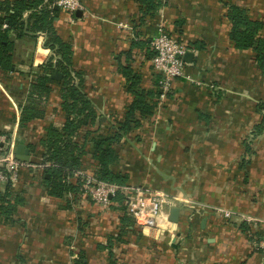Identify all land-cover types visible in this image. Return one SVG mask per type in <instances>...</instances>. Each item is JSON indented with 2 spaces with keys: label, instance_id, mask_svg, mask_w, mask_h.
Instances as JSON below:
<instances>
[{
  "label": "crops",
  "instance_id": "crops-1",
  "mask_svg": "<svg viewBox=\"0 0 264 264\" xmlns=\"http://www.w3.org/2000/svg\"><path fill=\"white\" fill-rule=\"evenodd\" d=\"M81 3L71 15L53 6L56 32L71 45L73 82L95 111L73 138L81 148L78 172L94 169L92 139L116 132L132 90H154L151 40L158 25L193 54L185 62L189 79L175 80L152 114L113 145L114 171L124 179L119 185L167 195L180 208L179 220L169 222L165 208L164 230L142 231L119 197L103 210L80 191L48 194L42 177L50 165L41 142L50 125L61 127L66 119L63 77L50 78L48 92L30 97L39 68L59 57L46 46L45 33L29 24L20 35L9 31L12 69L0 75V133L23 144L29 156L16 183L0 184V197L8 194L3 198L11 205L0 212V264H264L257 248L264 236V50L258 60L254 48L237 49L227 17L230 6L245 10L262 23L264 40V0ZM48 5L43 0L38 10ZM28 17L24 12L23 20ZM127 69L137 79L131 90ZM25 107L37 114L22 122Z\"/></svg>",
  "mask_w": 264,
  "mask_h": 264
},
{
  "label": "trees",
  "instance_id": "trees-1",
  "mask_svg": "<svg viewBox=\"0 0 264 264\" xmlns=\"http://www.w3.org/2000/svg\"><path fill=\"white\" fill-rule=\"evenodd\" d=\"M42 2L43 0H6L0 2V75L2 77L6 76L12 69L13 43L9 41L8 33L10 30H20L18 33L20 35L23 30L28 31V25L30 24L32 31L45 33L47 38L46 46L59 57V61L54 65L50 60L39 68L43 71V74L38 76L32 85L30 97L36 93L48 92V84L52 83L50 75L55 70L62 73L63 78L60 81L62 87L61 96L66 119L61 127L50 125L47 128L46 139L41 142L44 147V163H49L50 165L43 168L44 172L48 174V178L42 177L43 183L47 187L50 196L62 198L68 193L80 191V181L79 177H76V173L82 170L81 148L75 143L73 138L77 136L82 126L94 119L95 111L82 93L81 85H75L73 82L71 45L63 41L56 32L53 25L54 8L48 5L46 8L38 10ZM24 12H29L28 22L22 18ZM227 17L231 24L230 40L234 43V46L237 49L254 48L258 60H261L264 40L259 37V32L261 31L262 23L250 20L245 10L236 6L229 7ZM4 24H6V27L2 29ZM124 75L127 80H132L131 90L134 84L137 83V79L129 69L125 70ZM75 77L80 78V74L75 73ZM154 79V90L149 92H134L132 90L134 100L127 109L124 121L117 124L116 132H111L106 137H95L92 139L91 155L96 165L91 173L99 180L116 184L124 182L123 177L114 171L117 157L113 145L122 136L137 128L142 120L152 114L157 104L156 100L159 98L158 80L160 75H155ZM36 114L37 110L34 107H25L22 122L34 119ZM7 196L8 194L3 195L2 198L0 197V212L11 207L10 203L4 199ZM116 197H119L118 200L127 212L129 195L119 193ZM130 218L126 215L123 220L130 222ZM76 264L82 263L77 261Z\"/></svg>",
  "mask_w": 264,
  "mask_h": 264
},
{
  "label": "built area",
  "instance_id": "built-area-1",
  "mask_svg": "<svg viewBox=\"0 0 264 264\" xmlns=\"http://www.w3.org/2000/svg\"><path fill=\"white\" fill-rule=\"evenodd\" d=\"M50 6H56L71 14L83 9L81 0H46ZM153 56L151 64L153 70L160 75L158 80L159 101L162 102L170 92L172 83L177 79H189L185 74V61L183 56L189 47L172 38L163 25H158L156 33L151 40ZM16 143L14 138L5 133H0V184H13L18 181L21 169L26 166L15 158ZM80 181L79 190L87 195L90 200L105 210L109 208L111 200L119 193L129 195L127 212L132 217L137 227L144 230H164L159 226L163 210L175 206L167 195L152 191L141 186H121L99 180L93 173L77 172ZM225 219L231 213L217 209ZM260 253L264 255V236L257 245Z\"/></svg>",
  "mask_w": 264,
  "mask_h": 264
},
{
  "label": "water",
  "instance_id": "water-1",
  "mask_svg": "<svg viewBox=\"0 0 264 264\" xmlns=\"http://www.w3.org/2000/svg\"><path fill=\"white\" fill-rule=\"evenodd\" d=\"M193 54L191 52H186L185 55L183 56V60L185 62H190ZM50 78L52 80H60L62 78V73H60L58 70H55L53 74L50 75ZM15 158L19 161L23 162H28L29 161V156H28V149L25 148V146L21 143L16 145L15 148ZM46 177H48V174H46ZM179 212L180 208L177 206H173L169 209L168 213V221L177 224L179 220ZM203 225L205 223V219L202 220L201 222Z\"/></svg>",
  "mask_w": 264,
  "mask_h": 264
}]
</instances>
